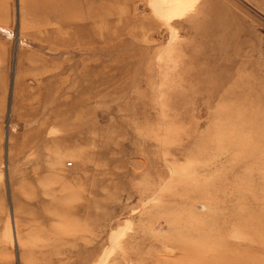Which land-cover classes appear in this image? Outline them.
Returning a JSON list of instances; mask_svg holds the SVG:
<instances>
[{"label":"rangeland","instance_id":"obj_1","mask_svg":"<svg viewBox=\"0 0 264 264\" xmlns=\"http://www.w3.org/2000/svg\"><path fill=\"white\" fill-rule=\"evenodd\" d=\"M0 264H264V0H0Z\"/></svg>","mask_w":264,"mask_h":264}]
</instances>
